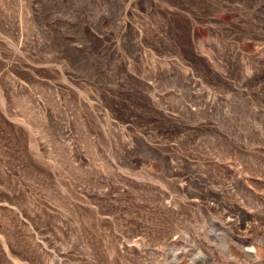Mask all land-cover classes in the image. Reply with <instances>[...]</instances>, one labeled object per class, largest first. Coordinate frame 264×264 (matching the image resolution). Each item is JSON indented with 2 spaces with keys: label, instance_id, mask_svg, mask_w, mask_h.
<instances>
[{
  "label": "rangeland",
  "instance_id": "1",
  "mask_svg": "<svg viewBox=\"0 0 264 264\" xmlns=\"http://www.w3.org/2000/svg\"><path fill=\"white\" fill-rule=\"evenodd\" d=\"M0 264H264V0H0Z\"/></svg>",
  "mask_w": 264,
  "mask_h": 264
}]
</instances>
